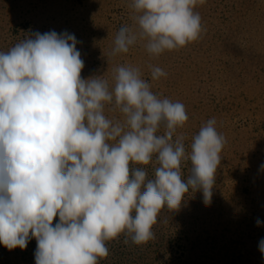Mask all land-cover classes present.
Listing matches in <instances>:
<instances>
[{
    "label": "clouds",
    "instance_id": "1",
    "mask_svg": "<svg viewBox=\"0 0 264 264\" xmlns=\"http://www.w3.org/2000/svg\"><path fill=\"white\" fill-rule=\"evenodd\" d=\"M204 3L132 0L138 27L119 29L113 54L145 41L158 57L198 40L204 29L194 9ZM77 43L50 31L0 52V244L23 250L35 238L36 264H98L121 234L126 245L155 239L160 211L178 209L190 188L210 201L226 143L213 118L188 152L177 135L188 120L181 102L154 94L136 67H118L111 91L105 80L82 78ZM166 76L152 67L153 80ZM113 102L123 123L104 115ZM132 162L154 163L155 178Z\"/></svg>",
    "mask_w": 264,
    "mask_h": 264
},
{
    "label": "rangeland",
    "instance_id": "2",
    "mask_svg": "<svg viewBox=\"0 0 264 264\" xmlns=\"http://www.w3.org/2000/svg\"><path fill=\"white\" fill-rule=\"evenodd\" d=\"M10 1L6 6L0 0L1 21L21 7L37 21V33L67 32L76 37L84 61L82 78L105 80L111 91L118 67H136L154 94L185 106L188 120L177 135L190 143L214 118L216 130L226 139L210 201L205 203L202 190L190 188L178 209L160 211L152 228L155 239L139 248L131 242L126 245L124 234L114 239L109 253L118 259L112 264H264L259 250L264 239V0L197 4L194 11L204 29L200 38L158 57L146 51L145 41H138L127 53L113 54L119 29L125 24L138 27L132 0L115 4L112 0ZM3 29L9 35L11 29ZM16 31L23 33L21 28ZM15 45H4L0 52ZM152 67H160L167 76L153 80ZM104 115L119 123L125 119L114 102L105 105ZM155 167L150 162L130 169L150 168L155 177ZM190 168V161L182 164L183 179ZM194 206L199 215L196 222ZM186 234L191 248L194 245L193 254L183 246Z\"/></svg>",
    "mask_w": 264,
    "mask_h": 264
},
{
    "label": "trees",
    "instance_id": "3",
    "mask_svg": "<svg viewBox=\"0 0 264 264\" xmlns=\"http://www.w3.org/2000/svg\"><path fill=\"white\" fill-rule=\"evenodd\" d=\"M118 0H112L111 4H115ZM5 5H11V1L10 0H4ZM13 7V6H12ZM123 7V6H122ZM124 9V8H123ZM126 12V11H125ZM29 13H27V11H23V9L20 7L18 8V10H12V12L10 13L9 16H7L6 20L1 21L0 22V50L2 49V47L5 45V48H7L6 45L8 46H13L15 45L18 41L22 42L25 39H29V38H34L35 33H37V21L34 20V17H32L31 15H28ZM123 19V17L121 16V20ZM120 19L117 21V24L119 21H121ZM3 24V25H2ZM4 26L8 29H11V31H9V35L6 33V30L4 31ZM124 26H127V24H125ZM21 28V31H23V33H20L19 35H17V31ZM9 50L4 51V53L8 52ZM113 120V118H112ZM114 123H116L115 121H113ZM193 142V141H192ZM187 143L184 140L185 146H186V150L190 149L191 150V143ZM134 164L137 163H130V167L133 166ZM184 164V163H183ZM144 169V168H142ZM147 173V179H150L153 176L152 170L149 168H145L144 169ZM152 173V175H151ZM155 177H152V179H154ZM184 201H182L181 203H183ZM193 212L196 211V207L194 206L192 208ZM195 214V222L199 219V215L198 213L194 212ZM57 220V221H56ZM59 217L57 216L54 221H53V225H55V221L56 223L58 222ZM114 240L111 241H107L106 242V246L108 247V249H112L114 250ZM191 242V237L186 234L184 236V245L186 246V248H188V252L193 254V247L191 248V246L189 245V243ZM142 245L145 244H141L140 245H136L137 247L134 248H139L142 247ZM37 250V241L35 238H31L25 249L21 250L19 247H16L12 250H8L3 244H0V264H36L35 261V252ZM134 254H138V252L136 251V249H133ZM118 253L121 252V250L117 251ZM113 259H118L117 255L113 254V252L105 258L103 259V261L100 264H112V260Z\"/></svg>",
    "mask_w": 264,
    "mask_h": 264
}]
</instances>
